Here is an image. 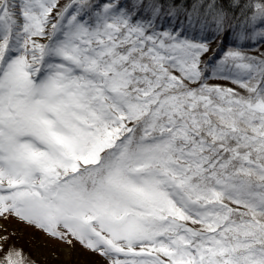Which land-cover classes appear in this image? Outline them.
I'll list each match as a JSON object with an SVG mask.
<instances>
[{"label":"snow or ice","instance_id":"obj_1","mask_svg":"<svg viewBox=\"0 0 264 264\" xmlns=\"http://www.w3.org/2000/svg\"><path fill=\"white\" fill-rule=\"evenodd\" d=\"M12 220L80 264H264V0H0V264H38Z\"/></svg>","mask_w":264,"mask_h":264},{"label":"rangeland","instance_id":"obj_2","mask_svg":"<svg viewBox=\"0 0 264 264\" xmlns=\"http://www.w3.org/2000/svg\"><path fill=\"white\" fill-rule=\"evenodd\" d=\"M9 231L16 232L12 242L23 248L24 252L38 264H80L82 261L91 262L99 259L85 253L79 249V246L76 251L66 257L64 251L66 245L15 220L9 222Z\"/></svg>","mask_w":264,"mask_h":264}]
</instances>
